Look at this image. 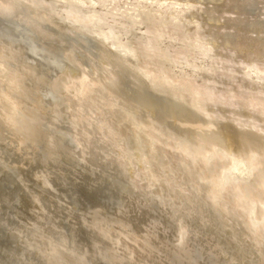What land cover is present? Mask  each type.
I'll list each match as a JSON object with an SVG mask.
<instances>
[{
	"label": "bare ground",
	"instance_id": "obj_1",
	"mask_svg": "<svg viewBox=\"0 0 264 264\" xmlns=\"http://www.w3.org/2000/svg\"><path fill=\"white\" fill-rule=\"evenodd\" d=\"M263 59L264 0H0V264H264Z\"/></svg>",
	"mask_w": 264,
	"mask_h": 264
},
{
	"label": "rangeland",
	"instance_id": "obj_2",
	"mask_svg": "<svg viewBox=\"0 0 264 264\" xmlns=\"http://www.w3.org/2000/svg\"><path fill=\"white\" fill-rule=\"evenodd\" d=\"M239 54H243V53H241V52H238V53H237V57H238L239 59L248 58V55L246 56V54H248V53H244L245 56L240 55V56H243V57H240ZM238 58H237V59H238ZM249 59H250V58H249ZM257 59H258L257 61L262 62V58H257ZM255 60H256V57H255ZM263 62H264V59H263ZM38 158H39V157H38ZM39 161H40V162H39ZM39 161H38V159H37V162L34 161V163H33L32 165L35 166V163L38 165L39 163L42 162L41 159H40ZM42 164H44V163H42ZM32 165H30V166L33 167ZM37 165H36L35 167H41V166H37ZM39 165H41V164H39ZM44 165H45V164H44ZM44 165H43V167H44ZM20 166H22V165H20ZM20 166H19V167H20ZM27 166H28V165H26V168L23 169V170H27V168L30 167V166H28V167H27ZM61 166H62V165H61ZM61 166H60V169L63 171L62 173H61V171H56V170H55V171H56L57 173L61 174V176H63V174H64L65 172H67V171H65V170H66V169L69 170L68 173H69L70 175H69V174H65V177L63 176V178H66V177L69 175L68 177H69L70 179H68V177H67V178L64 180L65 185L63 184L62 187L59 186V187H58V190L62 188V189L59 190V191H61V192H62V191H63V192L65 191L67 197H68L70 194H71V195H74V197H75L76 195H79V197H80V198L78 199L77 197L74 198L73 196L70 195V196L73 197V198H72V200H71V203H69V204H72V202H75L74 199H76V198L78 199V201H77V202H78L77 204H79V206L77 205L78 208H76V211L72 210V212H73V211L75 212V213L73 212L74 215L77 214V215L79 216V215L82 213L81 210H80L81 213L79 212V208H80V207L83 208V209L81 208L82 211H84L83 213H85V210H86V212H88V211L90 210V208H92L93 205H95V204L97 203V200H98L99 198H101V200H102V196H103V200H105L104 197L107 196V193H108V192H107V189L105 190V188H103V187H104L103 184L100 185V184H98V183H99V182H98V183H95V185H94V183L92 184V182H90V181H89V182H90V184H89V182L87 181L85 175H83V173H82V170H83V169H81V171H80L81 174H80V173L78 174L77 170L74 171V173H76V174H73V169H72V168H69L67 165H63L62 167H61ZM24 167H25V166H24ZM24 167L22 166V168H24ZM43 167H42V168H43ZM45 167H46V165H45ZM48 167H49V166H47V169H49V168L51 169V167H49V168H48ZM63 167H64V168H63ZM66 167H67V168H66ZM17 168H18V167H17ZM20 168H21V167H20ZM22 168H21V169H22ZM21 169H18V171L21 172ZM45 169H46V168H45ZM63 169H64V170H63ZM71 169H72V170H71ZM78 169H79V168H78ZM51 170H52V169H51ZM16 171H17V169L14 170V172H13L14 174H13L12 171H11L12 175L15 176V175H17V174L19 173L18 171H17V173H16ZM55 171H54V169L52 170V172H55ZM70 171L72 172V174H71ZM78 171H79V170H78ZM5 172H8V170L5 171ZM15 173H16V174H15ZM27 173H28V172H27ZM1 174H3L4 176L1 177V176H2ZM1 174H0V178H1L0 181H3V182L6 181V186L8 187V190H9V188L12 187L11 185H12L13 183H15V182L17 183V180H18V179H16L17 176H16V177L13 176V179H14V180H13L11 174H10V176H7V173H4V172L1 173ZM54 175H55V173L51 174L50 176L54 178V177H55ZM75 175H78V177H76ZM70 176H71V177H70ZM83 176L85 177V179H84ZM4 177L6 178L5 181H4V179H5ZM75 177L78 178V179H74ZM79 177H81L82 182H81V179H80ZM7 178H8L10 181H8ZM10 178H11L12 180H11ZM71 178H72V179H71ZM66 180H67V181H66ZM73 180H75V181H74L75 183L73 182V184H71ZM78 180H79V181H78ZM83 180L86 181V182H83ZM7 181H8V182H7ZM68 181H69V182H68ZM70 181H71V183H70ZM3 182H0V186L2 185L1 187H3V190H4V191L6 190V191L4 192V191L2 190V188L0 187V188H1L0 190H2V191H0V194H1L0 197L2 196V193H3V195H4V197L2 196L3 198H2V197L0 198V199H1V202H2V203L0 202V204H2V205H0V207H1L0 210H3L2 207H3V205H4V207H3L4 210L7 209L6 207H9L8 210L10 209L9 211H10L11 213L7 215L5 212L9 213V211H7V210H6L5 212H3L4 210H3V211H0V212H1V215H0V216L3 217V218L1 217L2 219L0 218V222H1L0 224H4V221L6 222L7 220H10L11 217H12V219H11L12 222L14 221V220H13V217H15V215H14L15 212L13 213V216H11V217H8V216L12 215V212H13V210H14V208H15L16 206H17V208H15V210L17 209V210H16L17 212H18V211H19V212L22 211V214L25 213V214H23V215L25 216V219H26V217H28V216H26V215H27V213L29 214L30 211H32V212H30L29 216H30V215H33V214H31V213H33V210L30 209V205H31V204H29V199H28V198H27L28 200L25 199V197H27V195H25L26 193L24 194V192H25L26 190L23 191V190H24L23 187L20 188V187H19V183H17L16 186H15V184H13L14 186H13V190H12V191H11V190L8 191V190H7V187L4 188V183H3ZM66 182H68L67 185L70 184L71 187H74V188H71L70 185L66 186ZM77 182H80L81 184H80V183H77ZM7 183H8V184H7ZM82 183H83L84 185H83ZM86 183H87V184H86ZM9 184H11V185H9ZM75 184H76V186H79V185H80V186H79L78 188H77V187L75 188ZM77 184H78V185H77ZM88 184L91 185V186L94 185L95 188L99 187V189H98L99 192H100L101 190H105L107 193H106L105 191H101L100 194H99V192L96 191L97 189H95L94 191H96V192H94L93 189H92L93 187H90ZM96 184H98L97 187H96ZM99 185L102 187L101 190H100V186H99ZM102 185H103V186H102ZM10 186H11V187H10ZM17 186H18V188H17ZM21 186H22V185H21ZM83 186H84L85 188H87V186H88V187H90L91 189H89V188L85 189ZM15 187H16V189H21V192L23 191L22 194H21V196L19 195V194L21 193V192L19 193L20 190H17V191H16V190H15ZM60 187H61V188H60ZM66 187H67V188L74 189V190H71V191H73V194H72L71 191L69 192V190H66ZM64 188H65V190H63ZM81 188H83V189H81ZM75 189L78 190V193H77V191H76ZM79 189L81 190V192H79ZM86 190H87V191L89 190L88 193L90 192V190H91L92 192H90L89 195H88V193L86 194V192H87ZM7 191H8V192H10V191L12 192V193H11V192H10V193L13 194L12 196L15 197L14 200H12L14 197L9 196V195H8L9 193H8ZM13 191H14V192H13ZM67 191H68L69 193H68ZM74 191H76V192H74ZM65 192H64V193H65ZM82 192H84L85 195H81ZM93 192H94L95 194H96V193H98V194L95 195ZM102 192H103V193H102ZM104 192H105V193H104ZM4 193H5V194H4ZM16 193H19V194H17L18 196L15 195ZM64 193H63V194H64ZM75 193H76V195H75ZM91 193H93V194L91 195ZM101 193H102L103 195H101ZM11 194H10V195H11ZM23 194H24V195H23ZM68 194H69V195H68ZM22 195H23V196H22ZM80 195L83 196V197H81ZM86 195H87V196H86ZM93 195H95V196L93 197ZM98 195H101V197L98 196ZM105 195H106V196H105ZM7 196H8V197H7ZM85 196H86V199H87L86 201L84 200V199H85V198H84ZM96 196H97V197H96ZM6 197H7V198H6ZM11 197H12V198H11ZM23 197H24V199H23ZM67 197H66L65 201H67V199H68ZM71 197H69V199H71ZM10 198H11V200H10ZM17 198H18V199H17ZM89 198H90V199H89ZM2 199H4V201H3ZM8 199L10 200L11 203H10V202H9V203H10L11 205H8V206H7V204H9V203H8ZM16 199H17V200H21V201H19V202H21V203H18V201H17ZM69 199H68V200H69ZM77 199H76V200H77ZM80 199H83V200H80ZM5 200H6V201H5ZM22 200H23V203H22ZM79 200H80V201H79ZM93 200H94V201H93ZM101 200H100V199L98 200V201H99L98 204H99V203H100V204L102 203L101 205L103 206V200H102V202H100ZM106 200L109 201L108 199H106ZM16 201H17V204H20L19 206L16 205V203H15ZM26 201H27V202H26ZM6 202H7V203H6ZM68 202H70V201H68ZM80 202H81V203H84V204H80ZM94 202H95V204H92V203H94ZM122 203L125 204V202H122ZM5 204H6V205H5ZM28 204H29V207H28ZM86 204H87V205H86ZM100 204H99V205H100ZM105 204H108V205H109V202L107 203V202L105 201ZM13 205H14V206L16 205V206L14 207ZM80 205H81V206H80ZM91 205H92V207H90ZM22 206H23V207H22ZM86 206H87V207H86ZM104 206L107 207V205H104ZM105 207H103V210H104ZM119 207H120V206H119ZM119 207H118V208H119ZM11 208H13L12 211H11ZM26 208H27V209H26ZM69 208H71L70 205H69ZM108 208H110V209L108 210ZM77 209H78V213H80V214L76 213V212H77ZM111 209H113V208L108 206L105 210H106L107 212H109V211H111V212L106 214V211H105V212L103 211V213L106 214V215H109V214H110L109 216H112L111 213H113L114 211L112 212ZM115 209H116V208H115ZM124 209H125L124 213H127V212H128V211L126 212L127 209H126V208H124ZM129 209H130V208H129ZM131 209H132V208H131ZM131 209H130V211H131ZM27 210H28V211L30 210V211L28 212ZM69 210H70V209H69ZM113 210H114V209H113ZM117 210H118V209H117ZM26 211H27V213H26ZM132 211H133V209H132ZM134 211H137V209L134 210ZM17 212H16V213H17ZM19 212H18V214H20ZM72 212H71V213H72ZM116 212L119 213L120 211H116V210H115V213H113L114 217H116V214H117ZM2 213H4L7 217H4ZM16 213H15V214H16ZM66 213H67V211L65 212V214H66ZM88 213H89V212H88ZM88 213H85V214H88ZM122 213H123V212H122ZM122 213H121V214H122ZM124 213H123V214H124ZM128 213H130V212H128ZM128 213H127V214H128ZM131 213L133 214V212H131ZM131 213H130V214H131ZM22 214H21V215H22ZM127 214H124V216L126 215V216H128V217H122L121 219H118V221H119L118 225H119L120 228L123 229V228H126V227H127V228H130L131 231H132L134 234H138V233L136 232V230H135L134 225H132V224H130V223H126L125 220H126V218H128L129 220H132V221L144 220V221H145V225H143V228L146 230V232H147L148 235H149V238L147 239V241H148V242H150V241H157V242L162 241V242H164V230H165V229H164V228H165L164 225H165V224H163V223L168 221V219H167V217L165 216L164 212H161V213H154V214L151 213V212H149L147 215H144V216H142L139 212H138V213L136 212L137 215H136V214H135V215L133 214V216H130V214H128V215H127ZM23 215H22V217H23ZM74 215L72 214L73 219H72V218H71V219L69 218V221L73 222L74 217H75ZM77 215H76V217H75L76 220H78V219H77ZM119 215H120V214H119ZM119 215H118V216H119ZM4 218H9V219L5 220ZM17 218H18V217H15L14 219L19 220V219H17ZM19 218H20V216H19ZM23 219H24V217H23ZM2 220H3V221H2ZM11 220H10V221H11ZM16 220L14 221L13 224L17 223V224H15V227H17V229H18V227H19V228L21 227V226H20L21 224H20V223L18 224V222L21 220L20 222L23 223L25 220L20 219L18 222H17ZM76 220H74V221H76ZM65 221H66V220H65ZM67 221H68V220H67ZM172 221H173L174 223L177 222V215L174 216V218H173ZM2 222H3V223H2ZM6 223H7V222H6ZM6 223H5V225H6V227H7L8 225H7ZM67 223H68V222H67ZM166 224H167V223H166ZM16 225H19V226H16ZM12 228H13V227H11L10 229H12ZM169 228L172 229V231L174 232V236H175L177 227H176V226H169ZM20 229H21V228H20ZM1 232H2V235L0 234V235H1L0 237H2V238H0V239H2V240L0 241V243L2 244V243L4 242L3 244H5V242H6V244L8 243V245H7L6 247L9 246V247H12V248L15 249L14 246H16V243H18V242H16L17 238H19V237L17 236L18 234L14 233V234H16V235L14 236L16 239H15V241L13 240V241H14V242H13V241H11V240L14 239V238H12V239L10 240V239H8V237H7V235L10 234V231H9V230H8V231H7V230H3V231H1ZM3 232H4V233H3ZM7 232H9V234H8ZM6 233H7V234H6ZM4 234H5L6 236H5ZM10 235H11V234H10ZM16 236H17V237H16ZM81 236H82V234H81ZM87 236H88V235H87ZM6 237H7V238H6ZM88 237H89V236H88ZM4 238H5V239H4ZM85 238H86V237H85ZM85 238H84V239H85ZM3 239H4V240H3ZM7 239L10 240L11 243H10V241H7ZM81 239L83 240V238H81ZM85 240H86V239H85ZM87 240H88V239H87ZM87 240H86V241H87ZM86 241H83L84 244H86L87 242H89V241H91V240H89V241H87V242H86ZM15 242H16V243H15ZM85 242H86V243H85ZM14 243H15V244H14ZM150 243H151V242H150ZM17 245H18V244H17ZM86 245H87V244H86ZM97 245H98L97 242H93V246H94V247L97 246ZM3 246H4V245H3ZM115 247H117V244H115ZM2 248H4V247H1L0 249H2ZM155 249H156L157 252L161 253V250H160L159 248H156V247H155ZM2 250H3V249H2ZM2 250H1L0 252H2ZM117 253H118V256L121 255V252H120V251H118ZM124 259H125L127 262L132 263V258L129 257V256H124Z\"/></svg>",
	"mask_w": 264,
	"mask_h": 264
},
{
	"label": "flooded vegetation",
	"instance_id": "obj_3",
	"mask_svg": "<svg viewBox=\"0 0 264 264\" xmlns=\"http://www.w3.org/2000/svg\"><path fill=\"white\" fill-rule=\"evenodd\" d=\"M74 226V225H73ZM87 235V234H86Z\"/></svg>",
	"mask_w": 264,
	"mask_h": 264
}]
</instances>
